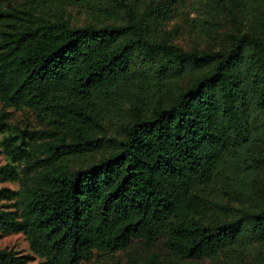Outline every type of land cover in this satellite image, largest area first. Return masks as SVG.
<instances>
[{
  "label": "trees",
  "instance_id": "obj_1",
  "mask_svg": "<svg viewBox=\"0 0 264 264\" xmlns=\"http://www.w3.org/2000/svg\"><path fill=\"white\" fill-rule=\"evenodd\" d=\"M191 1L207 32L222 12L250 25L225 47L186 49L162 26ZM76 4L98 17L73 24ZM0 102V182L20 183L0 187V238L25 233L35 264H81L135 238L179 257L264 243V202L234 212L211 197L250 194L264 172V0H0ZM9 106L51 126L13 123ZM33 259L0 247V264Z\"/></svg>",
  "mask_w": 264,
  "mask_h": 264
},
{
  "label": "rangeland",
  "instance_id": "obj_2",
  "mask_svg": "<svg viewBox=\"0 0 264 264\" xmlns=\"http://www.w3.org/2000/svg\"><path fill=\"white\" fill-rule=\"evenodd\" d=\"M19 1V0H16ZM139 3L144 0H137ZM194 1L187 3L177 15L167 21L162 27L166 30H171L172 41L182 45L186 49L198 48H221L225 47L231 40L232 34L237 31L238 27L247 28L250 23L246 21L233 20L229 15L222 12L217 16V23L210 24L211 32H207V27L204 28L201 24V19L205 16L204 8L196 7ZM66 14L75 25L83 24L87 21L95 20L98 16L96 13L86 9L85 6L71 5L67 7ZM201 72L195 73L192 76L188 75L183 84H187L195 80ZM2 103L0 102V108ZM11 112L10 120L13 123H18L22 127L38 128L51 126L49 117L44 113L26 107L18 108L14 106L7 107ZM120 120H116L115 124H111V133L118 134V126ZM3 134L0 133V139ZM106 140V138H105ZM110 146V141L107 147ZM91 154L88 161L92 159ZM95 155H102V152H97ZM7 156L4 152H0V163H4ZM81 159L73 158V163H80ZM252 193L246 194L242 191L232 189L229 185H221L218 190H213L211 197H219L220 201L231 206L233 211H237L239 207L257 208L264 202V172H256L251 177ZM1 186L18 188V181L0 182ZM208 210V209H207ZM216 207H209L211 216L215 215ZM11 246L23 253H32L35 259L27 264H35L43 258L38 256L30 247L29 240L23 232H11L0 238V247ZM150 251H157L160 255L161 264H264V243L259 241L244 242L235 245L232 248H227L219 251L213 256L203 257H179L174 255L167 248L164 239L159 238L154 243H148L141 238H135L125 249L116 252L97 251L95 257L89 261H82L81 264H108L113 260L119 259L124 264H143L145 256Z\"/></svg>",
  "mask_w": 264,
  "mask_h": 264
}]
</instances>
